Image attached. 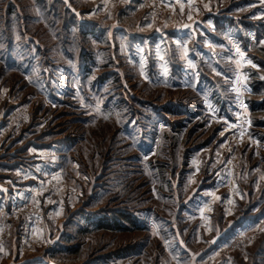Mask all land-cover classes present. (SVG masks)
Instances as JSON below:
<instances>
[{
	"label": "rangeland",
	"instance_id": "374dc122",
	"mask_svg": "<svg viewBox=\"0 0 264 264\" xmlns=\"http://www.w3.org/2000/svg\"><path fill=\"white\" fill-rule=\"evenodd\" d=\"M261 40L262 0H0V264H264Z\"/></svg>",
	"mask_w": 264,
	"mask_h": 264
},
{
	"label": "snow or ice",
	"instance_id": "6c2138e0",
	"mask_svg": "<svg viewBox=\"0 0 264 264\" xmlns=\"http://www.w3.org/2000/svg\"><path fill=\"white\" fill-rule=\"evenodd\" d=\"M262 2H264V0H262ZM181 10H183V7L181 8ZM189 19H191V16H189ZM183 27H191V26L190 25H183ZM176 43L179 44L180 42L177 41ZM260 44L261 45H264V40H261L260 41ZM236 51L240 55H242V56L244 55L243 53H240L239 48H237ZM185 54H187V49L186 48H185ZM188 63H189L190 66H193L194 67V65L192 64V61L191 60H189ZM248 63H251V61L249 60ZM237 91H239V90L237 89ZM229 127H232V125H229ZM241 136H243V133H241Z\"/></svg>",
	"mask_w": 264,
	"mask_h": 264
},
{
	"label": "built area",
	"instance_id": "2783aa9c",
	"mask_svg": "<svg viewBox=\"0 0 264 264\" xmlns=\"http://www.w3.org/2000/svg\"><path fill=\"white\" fill-rule=\"evenodd\" d=\"M159 2L161 3V2H162V0H159Z\"/></svg>",
	"mask_w": 264,
	"mask_h": 264
}]
</instances>
